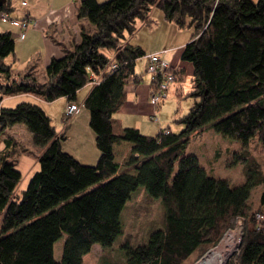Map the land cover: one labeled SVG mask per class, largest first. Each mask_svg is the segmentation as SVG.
Wrapping results in <instances>:
<instances>
[{
    "label": "trees",
    "instance_id": "16d2710c",
    "mask_svg": "<svg viewBox=\"0 0 264 264\" xmlns=\"http://www.w3.org/2000/svg\"><path fill=\"white\" fill-rule=\"evenodd\" d=\"M11 7L8 0L0 10ZM154 7L167 21L192 30L181 59L193 66L186 94L193 104L175 119L184 129H162L155 136L136 127L117 130L115 119L128 83L141 78L138 60L147 55L129 36L140 22H150ZM80 10L93 28L84 26L81 41L51 59L44 81L32 69L13 73L6 58L15 53V40L0 31V101L32 93L49 102L61 97L76 102L78 91L98 77L83 105L100 153L91 165L65 151L66 133L58 134L36 103L0 105V133L25 123L42 149L40 170L20 194L15 138L8 136L0 151V264H86L95 244L113 250L124 233L123 211L140 189L161 200L164 220L143 245L122 246L121 264H183L215 245L237 216L245 218V230L234 264H264V220L256 218L264 206V173L255 168L245 181L230 182L209 174L197 155L186 152L190 136L207 127L244 147L256 140L264 151V0H81ZM113 61L117 67L106 72ZM123 142L131 143L132 151L121 166L115 145ZM257 184L262 191L253 207ZM62 237L57 260L54 246Z\"/></svg>",
    "mask_w": 264,
    "mask_h": 264
},
{
    "label": "rangeland",
    "instance_id": "374dc122",
    "mask_svg": "<svg viewBox=\"0 0 264 264\" xmlns=\"http://www.w3.org/2000/svg\"><path fill=\"white\" fill-rule=\"evenodd\" d=\"M153 9L154 13L152 17L153 20H155L153 24V26H155L154 31L151 32L149 30L150 33H146V30L144 29L134 40L139 41L148 39L150 44L158 43V45L163 49H168L165 56L177 57V55H180V47L178 46L184 40L185 43L182 46L184 47L186 45L191 37L192 30L185 27L177 36L173 35L169 39L168 37L165 38L164 40L167 41H164L165 43L163 44L160 40L163 39L165 34H168L167 25L169 24H165L164 12L161 8L154 7ZM13 12L15 13V11ZM0 23L4 25V22L1 19ZM172 27L174 31H177L176 27L178 26L172 24ZM19 51L20 50L18 49L16 51L18 54L17 60L14 61L13 55L6 58L8 63L13 64L14 74H16L17 70H19L25 60H28L30 58L29 56H32L30 51L24 53L23 51ZM107 52L110 54L111 51ZM36 58L37 57H35V59ZM169 61L171 62V59H169ZM184 62L188 67L187 73L184 72V75L181 77L176 75L175 81L171 83L170 90L167 92V97L161 103L155 105L152 103L151 95L157 88L155 86V82L151 80L150 102L154 106H159L161 104V110L156 115L159 121L154 114L153 117L148 115L147 117H141L139 121L143 124V129L141 130L144 134L155 136L162 125V127H164V133H169L170 131L180 133L184 129V126L175 120L177 117L186 114L193 104L192 98L186 96L187 92L192 88V65L190 62ZM30 69H32L35 73L36 70L34 65H31L25 72ZM139 69L143 70L144 73L145 71L149 73L146 68L145 56L137 62L136 70L138 71ZM171 69L174 71L175 68L172 67ZM36 75L40 81L44 80L42 79L44 77V68L42 65L38 66ZM92 78L96 79L95 76H92ZM77 100L80 103L79 111L80 109H84V111L88 112L89 110L81 104L79 98ZM40 104L46 108L52 119V123L58 132L63 129L64 125L67 129L70 120L79 112L78 111L75 115H67V105L64 111L61 102H58V100L51 101L50 104H46L44 102ZM63 111L64 114L62 120ZM168 126H171V128ZM11 128L8 130L11 134L16 136L18 140L16 147H12L14 149L12 157L18 162V168L22 172V179L16 189L17 193L20 194L28 187L32 176L40 170V162L39 160L37 161V156L42 149L34 145L33 134L25 123H17L16 128ZM76 136L77 138L85 137L86 145L94 142L93 138L89 137L87 133H83V131L77 133ZM239 143L240 142L237 140L228 138L225 135L217 133L213 128L207 127V129L203 132L194 133L190 136L186 152L197 155L200 163L207 169L209 174L218 177H226L230 180V182L240 183L245 181L247 175L252 174L253 169L255 168L259 174L264 173V151L258 148L256 140H253L248 147H244ZM75 144H77L75 140H71L69 142V145L71 146H75ZM261 191V184H257L253 188L250 199V203L253 207L259 204ZM163 210L164 206L160 199L151 197L143 189L135 192L133 199L128 203L127 207L123 211L122 218L124 223V233L117 238L113 246V250H106L100 244H95L92 251L84 257L86 264H106V259L109 261L108 264H121L123 260V253H120L123 249L122 246L129 243L134 249L137 248V246L146 243L147 237L150 236L148 234L152 232V230L154 231V229L162 227L164 220ZM3 215V212H0V225ZM231 223L233 222L231 221ZM63 245L64 237L57 240L55 243L54 252L57 260L62 257ZM108 251L111 252L110 258H106V252ZM144 256L147 257V255Z\"/></svg>",
    "mask_w": 264,
    "mask_h": 264
},
{
    "label": "crops",
    "instance_id": "0c3cea01",
    "mask_svg": "<svg viewBox=\"0 0 264 264\" xmlns=\"http://www.w3.org/2000/svg\"><path fill=\"white\" fill-rule=\"evenodd\" d=\"M80 1L81 0H11L12 7L8 12L12 16H14L15 18H27L36 21V26H32L26 30V37L24 40L18 39V35L21 30L19 27L7 22H4V25L0 23V31L10 32L15 40V53L13 54L14 61L17 60V49L23 51V53L30 51L32 55L29 56L30 58L28 57L29 59L27 58L28 60H25V62L19 68V70H17L15 75L25 73V71L31 65H34L35 70L37 71L38 66L42 65L44 68V77L42 79L45 80L46 68L51 59L54 57H62L65 53V49H71L74 43L80 42L81 32L84 26L91 29L93 28L81 13ZM13 11H15V13ZM153 13L154 9L151 12L149 23L140 22L138 24L137 31L129 36V41L142 46L148 54L162 52V55L165 58H167L168 60L171 59L172 65L173 67H175V70L182 69L187 73L188 67L186 66V63L181 59V54L184 48L182 45H184L185 40L178 46L180 47V55H177V57L165 56L168 49H163L158 45V43L150 44V41L148 39L139 41L134 40L139 36V34H141L144 29L146 30V33H150L149 30L151 32L154 31L155 26H153V24L155 20H153L152 17ZM164 22H166L165 24L169 25H167L168 34H165L163 36V39L160 40L163 44L165 43L164 41H167L164 40L165 38L168 37L169 39L173 35L177 36L183 30V28L176 27L177 31H174L172 27V24L174 23H171L166 19H164ZM110 54L113 55V51L110 52ZM35 57L37 58L35 59ZM145 60L147 68L146 56ZM11 65L12 71L14 73L13 64L11 63ZM136 73L138 75H141V78L138 83H135L134 81H130L128 83L126 87L127 100L115 115L117 130H120L123 127H136L141 130L143 129V124L139 121L141 117H147V115L153 117V114L157 115L161 110V104L159 106H154L150 102L152 80L151 75L146 71L144 73L141 69H139L138 71L136 70ZM93 86L94 83L90 82L78 91L77 99L79 98L82 105L84 104V101L92 90ZM56 100H58V102H61L62 107L65 111V107L69 102L68 99L66 97H61ZM31 101L32 103L40 105L48 114L46 108H44V106H42L40 103L44 102L46 104H50V102L32 93H22L13 96H5L0 101V105L5 107H14L21 102ZM76 103L80 105L78 100L76 101ZM64 111L62 113V120ZM88 112L84 111V109H80V111L68 123L67 129L64 125L63 129L60 132H58L57 129L56 131L58 132V134L66 132L67 139L62 142V146L65 151L74 155L84 164L94 165L98 162L100 153L96 146L95 134L93 133L90 126V112ZM162 126L160 127L158 133L160 132V130L164 129V127ZM168 127L171 128V126ZM14 128H16V125L12 126L11 129ZM81 131H83V133H87L89 137L93 138L95 143L93 142L86 145L85 137L77 138L76 134ZM8 136L15 138V140L18 142L16 136L11 134L9 130H6L5 132L0 133V151L4 149L6 145L5 140L8 138ZM71 140H75L77 144H75V146L69 145V142ZM131 151L132 144L129 142H123L121 144L115 145L116 160L121 164V166H124L127 163L128 158L131 155ZM41 153L42 150L38 153L37 161L39 160V155ZM261 213H263L264 215V206L261 209Z\"/></svg>",
    "mask_w": 264,
    "mask_h": 264
},
{
    "label": "built area",
    "instance_id": "2783aa9c",
    "mask_svg": "<svg viewBox=\"0 0 264 264\" xmlns=\"http://www.w3.org/2000/svg\"><path fill=\"white\" fill-rule=\"evenodd\" d=\"M0 19L3 22L11 23L21 29L18 35L19 40L25 39L28 28L36 26V21L27 18H15L7 11H1ZM146 58L147 71L151 74L152 80L155 82L157 88L151 95L152 103L155 105L161 103L167 97L171 83L176 79V73L171 69L173 67L172 63L162 55V52L148 54ZM116 67L117 63L113 61L110 63L106 72H110ZM92 82H98V77L93 79ZM79 107L80 105L76 102H69L67 104L66 114L69 116L75 115L79 111ZM256 218L258 221H263V213H257ZM232 222L215 245L202 254L193 253L183 264H234L236 257L241 252L245 218L237 216L232 219Z\"/></svg>",
    "mask_w": 264,
    "mask_h": 264
},
{
    "label": "water",
    "instance_id": "95a60500",
    "mask_svg": "<svg viewBox=\"0 0 264 264\" xmlns=\"http://www.w3.org/2000/svg\"><path fill=\"white\" fill-rule=\"evenodd\" d=\"M8 0H0V7L7 3Z\"/></svg>",
    "mask_w": 264,
    "mask_h": 264
}]
</instances>
